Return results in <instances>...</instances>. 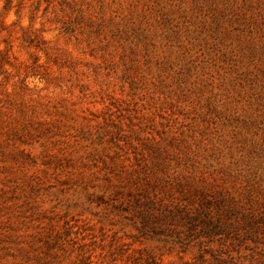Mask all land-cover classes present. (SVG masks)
Returning <instances> with one entry per match:
<instances>
[{
    "label": "rangeland",
    "instance_id": "rangeland-1",
    "mask_svg": "<svg viewBox=\"0 0 264 264\" xmlns=\"http://www.w3.org/2000/svg\"><path fill=\"white\" fill-rule=\"evenodd\" d=\"M0 264H264V0H0Z\"/></svg>",
    "mask_w": 264,
    "mask_h": 264
},
{
    "label": "trees",
    "instance_id": "trees-1",
    "mask_svg": "<svg viewBox=\"0 0 264 264\" xmlns=\"http://www.w3.org/2000/svg\"><path fill=\"white\" fill-rule=\"evenodd\" d=\"M256 220H255V218H253V222H255ZM257 222V221H256Z\"/></svg>",
    "mask_w": 264,
    "mask_h": 264
}]
</instances>
